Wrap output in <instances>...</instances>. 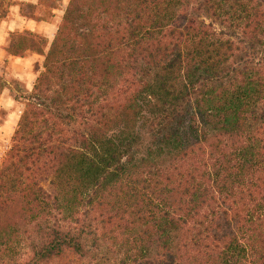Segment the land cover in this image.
<instances>
[{
	"label": "trees",
	"instance_id": "1",
	"mask_svg": "<svg viewBox=\"0 0 264 264\" xmlns=\"http://www.w3.org/2000/svg\"><path fill=\"white\" fill-rule=\"evenodd\" d=\"M39 39L8 48L44 69L0 164V198L44 214L26 264L89 257L95 221L123 230L122 264H264V0H69L47 51ZM54 80L71 141L39 110L59 104L43 100Z\"/></svg>",
	"mask_w": 264,
	"mask_h": 264
},
{
	"label": "rangeland",
	"instance_id": "2",
	"mask_svg": "<svg viewBox=\"0 0 264 264\" xmlns=\"http://www.w3.org/2000/svg\"><path fill=\"white\" fill-rule=\"evenodd\" d=\"M68 1L39 0L38 3V0H0V164L10 147L11 138L17 128V124L28 107L26 98L34 93L33 87L36 78L44 69L43 55L31 51H26L22 55H16L8 52V48L15 45L14 43L18 36L27 37L35 35L38 36V40H40L39 37L42 40L45 39L46 48H44V51H47V47L55 37ZM28 4H38L34 18L26 16L29 10ZM74 20L76 22V17H74ZM84 24V21L79 20L75 24V27L82 29ZM89 39L90 41L93 40ZM71 71L73 70L64 69L65 76L69 75ZM66 80L68 81L69 78L66 77ZM60 87L61 84L54 80L48 86L47 95L43 99L46 104H49L51 100L57 101L59 104L55 108L40 107L39 110L50 121L49 123L54 124L58 122L60 124L61 127L56 130L60 133L57 138L66 141L67 139H71V133L78 129V125L73 123L64 124L63 120H56V117L62 119L67 112L62 101L68 96L67 94H60ZM67 87H69L68 83ZM97 92L101 93L96 88L91 91L92 98L100 97L99 99H101V96ZM72 95L73 93L71 92ZM120 95L121 92H118L117 87L115 90L109 91L108 102L103 103L101 100L99 101L101 108L97 109L98 114H95L96 116L98 115L97 117L100 120L99 126L105 119V116L110 113L109 106L116 108L124 102L123 98L125 99L126 96L122 95L121 97ZM74 97H77L75 99L79 98V96ZM78 101L81 103L86 102L83 99H79ZM33 110H35V106ZM47 112H50V114ZM101 115L104 118H100L99 116ZM41 117L38 119H41ZM93 124V120H90V125L92 126ZM79 129L81 132L87 131V128L84 126ZM45 130L49 131L50 128H45ZM119 130L121 128L111 125L108 134H118ZM140 136L143 143L150 141V132L147 131V128L142 130ZM65 144L69 145L67 142ZM43 160L44 157L40 161ZM41 181L46 182H39V185L43 186L46 190L52 189L48 185L51 181V176H48L47 180ZM63 199L66 200V198ZM24 202L25 200L23 201L19 194H3V197L0 198V264H26L32 255L30 243L35 238L36 231L44 225V214L39 213L35 208H30L33 214L29 216L28 206L25 205L23 207L21 204ZM83 208V206L80 207V209ZM96 215L97 210H92L87 219L88 223H90L92 218H96ZM63 219V215L56 217V220L61 225L65 223L62 222ZM92 223L95 227H98L99 237H97V242H95L96 250H93L89 257L79 258L65 253L44 264H122L125 260V250L129 247L127 244L121 245L120 240L122 241V237L124 236L121 234V231L123 230L118 227L116 228L114 225L99 226L97 221ZM4 237L7 238L5 242H3ZM90 239L91 237L89 236L86 241L88 245L92 242Z\"/></svg>",
	"mask_w": 264,
	"mask_h": 264
}]
</instances>
